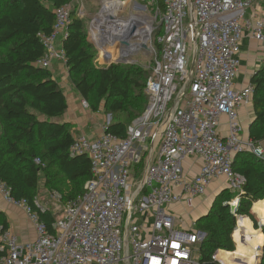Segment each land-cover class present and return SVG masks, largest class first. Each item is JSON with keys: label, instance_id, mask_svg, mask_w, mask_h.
<instances>
[{"label": "built area", "instance_id": "1", "mask_svg": "<svg viewBox=\"0 0 264 264\" xmlns=\"http://www.w3.org/2000/svg\"><path fill=\"white\" fill-rule=\"evenodd\" d=\"M263 1L164 0L162 10L158 0H102L88 29L96 65L148 64L147 107L124 138L108 132L111 116L96 140L75 138L70 154L89 157L92 179L83 196L62 204L54 234L0 184L4 200L22 208L37 233L28 242L11 229L0 233V264H200L204 233L195 221L179 229L172 207L194 209L219 179L236 194L230 206L237 207L246 180L233 170L235 156L250 151L264 159L262 144L243 139L239 118V110L252 104L253 87H236L245 30L262 45L264 64ZM72 11L71 5L55 10L53 32L40 35L45 54L36 66L66 64L63 42ZM78 15L85 17V9ZM82 106L90 109L85 100ZM142 158L145 171L136 181L133 171ZM190 158L201 161L192 177L185 168Z\"/></svg>", "mask_w": 264, "mask_h": 264}, {"label": "trees", "instance_id": "2", "mask_svg": "<svg viewBox=\"0 0 264 264\" xmlns=\"http://www.w3.org/2000/svg\"><path fill=\"white\" fill-rule=\"evenodd\" d=\"M74 2L0 0V184L6 186L13 200L24 201L37 213L51 234L56 217L38 203L41 181L49 192L60 194L66 204L83 196L92 179L91 160L86 155L70 154L75 142L72 128L60 121L68 111V98L53 71L35 65L45 54L40 35L53 32L55 10ZM158 2L164 10V0ZM77 7L71 12L68 37L63 42L70 82L91 111L111 116L108 132L124 138L129 125L147 107L146 83L151 72L136 64L98 67L97 50L88 40L93 16L86 24V15L80 17ZM251 86L254 119L249 136L254 143L262 144L264 65L253 75ZM145 167V158L135 165L136 181L142 179ZM233 170L246 180L240 201L233 211L230 202L236 194L227 188L197 222L198 230L205 234L199 248L200 264H221L214 258L218 251H226L217 253L224 264L253 260L255 238H259L258 244L263 240L248 220L239 217H248L258 229L252 208L264 200V159L250 151L239 153ZM9 229L8 216L0 209V233ZM248 242L252 244L247 247ZM1 247L2 243L0 259L5 255ZM260 264H264V245Z\"/></svg>", "mask_w": 264, "mask_h": 264}, {"label": "crops", "instance_id": "3", "mask_svg": "<svg viewBox=\"0 0 264 264\" xmlns=\"http://www.w3.org/2000/svg\"><path fill=\"white\" fill-rule=\"evenodd\" d=\"M263 65L264 64L262 45L252 38L251 31L247 29L244 32V38L241 43L240 68L236 80L237 89H245L251 86V79L253 75ZM52 71L54 73V78L58 80L68 98V111L60 119V121L71 125L72 135L74 138L79 136H85L91 140H96L97 138H99L103 133L102 128L106 121V118H103L105 116L103 115L104 113H102L103 111L96 113L91 111L90 109L87 110L83 108L82 102L84 99L79 95L75 87L71 84L68 70L64 63L54 62ZM98 115L103 116L97 117ZM239 118L244 128V133L242 137L244 140H248L250 139V126L254 119L253 105L251 104L242 107L239 110ZM96 121H100V126L88 133V128L92 127V123H95ZM222 133L224 135L226 134L225 125H223L222 127ZM262 145L264 146V143H262ZM200 166L201 161L198 158H190L185 163L186 171L191 177L199 173ZM41 185H43V181H41ZM225 188L227 189L226 180L219 179L212 183V185L209 187L208 193L204 197L197 199L194 209H185L181 205L173 206L172 211L178 217V223L180 226L179 229H181L182 227H191L194 221L197 223V220L200 215L209 211L215 198L223 190H225ZM256 208L260 213L261 209L264 211V201L257 204ZM0 209L7 214L10 222V229L15 233L19 241L28 242L35 241L37 239L36 230L32 223L28 220L26 214L24 213V210L22 208L7 203L1 193ZM261 214L264 215V212ZM245 217L246 216H242L239 218ZM252 225L253 224H251V226Z\"/></svg>", "mask_w": 264, "mask_h": 264}, {"label": "rangeland", "instance_id": "4", "mask_svg": "<svg viewBox=\"0 0 264 264\" xmlns=\"http://www.w3.org/2000/svg\"><path fill=\"white\" fill-rule=\"evenodd\" d=\"M101 2H102V0H75L74 4H71V7L72 8H76L78 6L77 7V11H78L79 8L85 9L86 17H87L85 21H86V24H87V19L91 18L94 15V13L100 8ZM260 7L264 9V1L261 3ZM159 21L160 20L158 19V22ZM138 60L140 61L141 58H138ZM143 67L147 68L148 64L143 65ZM102 113H104V112H102ZM103 115H105L103 118H106V121H107V117L108 116H106V114H103ZM103 115H101V116L98 115L97 117H102ZM96 122L92 123V127L88 128V131H87L88 133L90 131H93L94 129H96V128H98L100 126V121H98L97 123ZM263 201L255 203L253 205V208H252V211L256 215V218H257V221H258V229L255 228L254 223L252 221H251L252 222L251 224H253V225L251 227H252L253 230L259 232L263 236V240H262V242L260 244H258L259 243V241H258L259 238H257V237L255 238L256 239L255 244L257 243V249L255 250L254 255H252L253 256V260H251L249 258V259L244 260L243 262L235 261V262H232L231 264H260L261 256L263 254V245H264V223H263V219H262L261 213H263L264 211L261 208H260L261 209V213L259 211H257L256 210V205L261 203V202H263ZM38 203L44 209L51 210L52 213L55 215V217L62 218V216H63V210H62L63 202L58 201L56 199L55 195L53 193L49 192L45 188L44 185H40ZM178 224L179 223H177V226H178ZM237 231H239L238 226H237L236 232ZM235 235H236V233H234V240H235ZM235 243H236V246H237L238 243H237L236 240H235ZM246 244H247V247H248V246H250L252 244V242H248ZM250 256H251V254H250ZM215 257H217V253L215 254ZM219 258L220 257H218L217 261L220 262L221 264H224L223 261L221 259H219ZM197 260L199 261V256H197Z\"/></svg>", "mask_w": 264, "mask_h": 264}, {"label": "water", "instance_id": "5", "mask_svg": "<svg viewBox=\"0 0 264 264\" xmlns=\"http://www.w3.org/2000/svg\"><path fill=\"white\" fill-rule=\"evenodd\" d=\"M133 35H134L135 37L137 36L136 33H134ZM141 48H142V49H147V46H146L145 44H142V45H141ZM116 64L121 65V64H125V63L119 60V61L116 62ZM235 208H236L235 206H232V210H233V211H235ZM205 214H206V213L201 214L200 217L198 218L197 222H198L199 220H201L202 218H204V217H205ZM241 219H246V220H248V221L251 223V221H250V219H249L248 217L241 218ZM235 233H236V231H235ZM204 236H205V234H204ZM218 252H223V251H218ZM218 252H217V253H218ZM224 252H225V251H224ZM228 253L231 254V253H234V252H228ZM214 258H215L216 260H218V255H217V257H214Z\"/></svg>", "mask_w": 264, "mask_h": 264}, {"label": "bare ground", "instance_id": "6", "mask_svg": "<svg viewBox=\"0 0 264 264\" xmlns=\"http://www.w3.org/2000/svg\"><path fill=\"white\" fill-rule=\"evenodd\" d=\"M218 257H219V255H218Z\"/></svg>", "mask_w": 264, "mask_h": 264}]
</instances>
